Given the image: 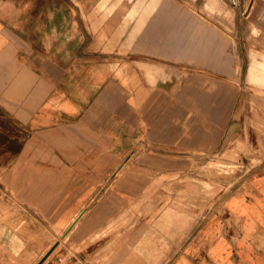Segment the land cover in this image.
<instances>
[{
	"label": "crops",
	"instance_id": "0c3cea01",
	"mask_svg": "<svg viewBox=\"0 0 264 264\" xmlns=\"http://www.w3.org/2000/svg\"><path fill=\"white\" fill-rule=\"evenodd\" d=\"M149 13L138 32L130 33L138 36L131 45L133 62L145 75L135 72L139 89L134 92L125 86L131 73L123 78L125 85L94 73L82 81L86 90L76 86L75 91L66 87V77L54 82L36 74L25 98L15 91L19 84L13 78L4 95L9 75L3 70L9 65L3 63L0 25V193L5 184L29 222L23 237L0 235V245L25 247V252H0V264H39L49 253L39 255L41 248L66 230L78 246L68 264H264V139L253 132L248 139L260 155H251L253 166L228 193L219 194L212 209L192 216L181 232L179 219L164 224L155 214L150 220L162 206V200L153 201L162 195L154 182L161 187L162 178H183V165L199 157L208 162L229 137L236 146L243 142L241 95L228 85L242 83L233 69L252 65H244L243 45L208 42L209 28L201 46H192L203 52L202 73L160 79V61L177 37L200 32L195 26L178 28L176 39L165 45L180 15L167 16L163 7ZM8 100L10 116L19 120L26 114V124L2 122ZM4 207L0 212L7 218ZM55 250L43 264H54L49 261Z\"/></svg>",
	"mask_w": 264,
	"mask_h": 264
},
{
	"label": "rangeland",
	"instance_id": "374dc122",
	"mask_svg": "<svg viewBox=\"0 0 264 264\" xmlns=\"http://www.w3.org/2000/svg\"><path fill=\"white\" fill-rule=\"evenodd\" d=\"M107 1L112 3L107 6ZM99 2L98 0H0L3 63L9 65L4 66L3 70L4 75L5 73L9 75L4 80L6 83L4 95L10 92L11 88V79L8 78H13L19 84L15 85L17 88L15 91L21 93L20 98H23V95L25 98L24 93L33 85L36 74L40 77H49L54 82L66 77V87L75 91L76 86L79 90L80 88L86 90L88 85H84L82 81L85 78L89 81L94 73L100 80L115 79L122 85H125L123 78H128L131 73V82L125 86L130 92L138 90L139 84L135 72L141 73L142 78L145 75L144 70L133 62L135 59L132 57L134 54L131 55L133 52L131 45L136 42L138 36L132 37L130 33L133 29L138 32V27L145 22L144 17L158 7H163L167 16L180 15L172 25V32L164 37L165 45L176 39L174 33L178 28L181 31L183 28L195 26L200 32V35L185 34L177 37V42L172 43L168 54L164 53L166 57L160 61L163 64L160 68L162 72L157 73L162 80L169 79L173 75L186 80L192 75L202 73L198 65L201 66L203 52L201 49L198 52L193 51L192 46H201L204 42L202 34L209 28H211L210 34L206 35L208 42H221L233 48L235 44L243 45L241 54L244 65L251 64L252 67L243 66L233 69L237 76H242V83L237 81V84L228 85L232 89L236 88L241 95L239 108H243L244 113L241 128L243 142L236 146L233 137H229L223 151L214 153L208 162L199 157L197 161L183 165L185 172L183 178H177V175L162 178L161 187L159 181L154 182L158 187L157 193L161 188L162 195L157 194L153 197V201L156 200L158 203L162 200V206L158 207L150 220L155 218V214L163 219L164 224L172 219L173 221L179 219V232L185 231L186 228H182L181 225L185 226L192 216L201 217L200 215L212 209V204L219 194L225 191L228 193L253 166L250 162L251 155H260V148L252 146L248 137L250 132H253L257 140L264 139V0H240L238 7H232L228 0ZM237 10L242 12L241 16H238ZM222 19L226 29L221 34L219 21L221 25L224 24ZM190 32L192 34L191 29ZM227 54L232 57L235 55L234 52ZM122 59L124 61H121ZM239 79L237 77V80ZM145 80L147 85L152 84L153 79H148V75ZM9 102L10 100L4 101L2 122L26 124V114H20L19 120L10 116ZM21 104L23 103H20V106ZM174 182L175 187L179 186V189L171 188ZM2 186L0 205L5 206L9 215L7 218H2L4 215L0 212V225L4 226L0 229V235L11 232L23 237L27 233L29 222L19 212L18 203L10 196L6 185ZM163 229L164 234H167L166 227ZM55 240L56 242L53 243ZM166 242L167 240H163L164 250L168 247ZM24 248L20 245L18 249L12 250L3 244L0 245V252L12 250L20 253L25 252ZM52 249H56V253L49 262L55 264L57 261L58 264L61 259L64 264L66 262L68 264L72 253L78 251V246L70 243L66 230L48 245L43 246L39 255Z\"/></svg>",
	"mask_w": 264,
	"mask_h": 264
},
{
	"label": "built area",
	"instance_id": "2783aa9c",
	"mask_svg": "<svg viewBox=\"0 0 264 264\" xmlns=\"http://www.w3.org/2000/svg\"><path fill=\"white\" fill-rule=\"evenodd\" d=\"M228 2L232 7H238L240 4V0H228Z\"/></svg>",
	"mask_w": 264,
	"mask_h": 264
},
{
	"label": "water",
	"instance_id": "95a60500",
	"mask_svg": "<svg viewBox=\"0 0 264 264\" xmlns=\"http://www.w3.org/2000/svg\"><path fill=\"white\" fill-rule=\"evenodd\" d=\"M52 251H53V249L47 254V256H48ZM47 256H46V257H47ZM46 257H44V259H42V261H41L39 264H42L43 261L46 259Z\"/></svg>",
	"mask_w": 264,
	"mask_h": 264
},
{
	"label": "bare ground",
	"instance_id": "6f19581e",
	"mask_svg": "<svg viewBox=\"0 0 264 264\" xmlns=\"http://www.w3.org/2000/svg\"><path fill=\"white\" fill-rule=\"evenodd\" d=\"M47 258V257H46ZM44 262V261H43ZM43 264V263H42Z\"/></svg>",
	"mask_w": 264,
	"mask_h": 264
}]
</instances>
